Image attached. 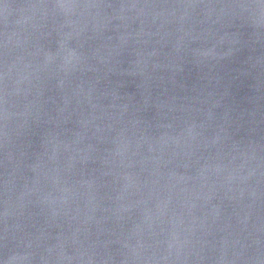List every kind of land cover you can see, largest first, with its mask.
<instances>
[{
	"label": "water",
	"instance_id": "95a60500",
	"mask_svg": "<svg viewBox=\"0 0 264 264\" xmlns=\"http://www.w3.org/2000/svg\"><path fill=\"white\" fill-rule=\"evenodd\" d=\"M264 264L262 0H0V261Z\"/></svg>",
	"mask_w": 264,
	"mask_h": 264
},
{
	"label": "clouds",
	"instance_id": "9594fccd",
	"mask_svg": "<svg viewBox=\"0 0 264 264\" xmlns=\"http://www.w3.org/2000/svg\"><path fill=\"white\" fill-rule=\"evenodd\" d=\"M262 6H264V0H262ZM15 257H7L3 261H0V264H12V261Z\"/></svg>",
	"mask_w": 264,
	"mask_h": 264
}]
</instances>
